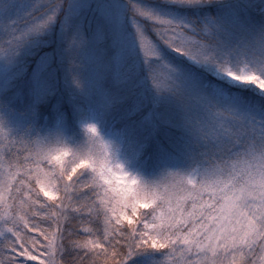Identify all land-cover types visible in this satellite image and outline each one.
Here are the masks:
<instances>
[{"label":"snow or ice","instance_id":"snow-or-ice-1","mask_svg":"<svg viewBox=\"0 0 264 264\" xmlns=\"http://www.w3.org/2000/svg\"><path fill=\"white\" fill-rule=\"evenodd\" d=\"M0 264H264V0H0Z\"/></svg>","mask_w":264,"mask_h":264},{"label":"rangeland","instance_id":"rangeland-1","mask_svg":"<svg viewBox=\"0 0 264 264\" xmlns=\"http://www.w3.org/2000/svg\"><path fill=\"white\" fill-rule=\"evenodd\" d=\"M125 162H126L127 166L129 168H131L133 171H136L138 169V167H139V165L137 164L136 161H128V160H126Z\"/></svg>","mask_w":264,"mask_h":264}]
</instances>
